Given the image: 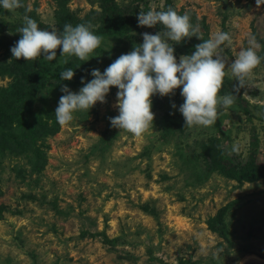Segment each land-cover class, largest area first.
I'll list each match as a JSON object with an SVG mask.
<instances>
[{
	"label": "rangeland",
	"instance_id": "1",
	"mask_svg": "<svg viewBox=\"0 0 264 264\" xmlns=\"http://www.w3.org/2000/svg\"><path fill=\"white\" fill-rule=\"evenodd\" d=\"M111 4L137 25L139 12L172 8L190 16L202 40L228 32L231 40L221 55L232 86L237 81L228 65L254 34L261 63L239 88L250 114L237 109L233 93V105H217L216 124L189 127L178 111L181 94H157L153 125L138 137L111 126L109 118L118 115L117 88L111 86L105 102L60 125L54 111L63 85L78 91L81 77L92 79L93 68L103 72L142 43L143 33L155 34L163 26L138 25L135 40L103 37L88 61L74 57L67 67L69 55L61 56L58 47L29 103L30 85L10 54L20 34L0 26V109L7 112L0 120V264H264V178H227L207 169L203 155L207 139L217 136L234 162L244 163L254 153L264 163V5L258 7L256 0H21L14 10L0 8V21L22 23L27 16L49 31L66 21L97 28L106 23L105 7ZM173 46L177 59L188 54L183 41ZM69 67L74 77L61 80ZM165 113L180 127L167 128ZM234 144L238 152L232 151ZM217 221L220 226L211 228Z\"/></svg>",
	"mask_w": 264,
	"mask_h": 264
},
{
	"label": "clouds",
	"instance_id": "2",
	"mask_svg": "<svg viewBox=\"0 0 264 264\" xmlns=\"http://www.w3.org/2000/svg\"><path fill=\"white\" fill-rule=\"evenodd\" d=\"M259 7L264 0H256ZM21 7V0H0V8L14 10ZM138 25L153 27L163 26L155 34H142L143 42L137 44L127 53L114 59L101 72L97 68L90 71L92 79L85 82L81 77L82 87L72 91L63 85L54 114L60 125L74 119L79 110H90L97 102H105L111 86L117 88L118 115L110 117L111 126L126 130L141 137L153 125L152 97L167 96L177 88L183 97L178 107L185 126H212L218 119L217 105L229 107L234 103V95L218 96L226 75V60L221 55L222 45L230 42L228 32L219 30L208 39H201L197 27L191 22L187 13L180 14L172 8L167 10L139 12ZM91 24H65L62 31H49L38 27L31 17L24 18V24L18 29L20 38L10 48L12 57L35 60L42 57L53 61L59 47L61 56L65 54L88 61L91 53L97 49L102 37L96 34ZM197 37L202 42L194 46L190 54L177 59L174 44L186 38ZM175 42V43H172ZM249 46L241 48L235 59L228 65L237 85L234 89L244 87L260 63L261 56L257 50L261 47L254 34L248 38ZM75 75L72 68L61 71V80H71ZM172 107H176L175 104ZM233 152H238L233 145Z\"/></svg>",
	"mask_w": 264,
	"mask_h": 264
},
{
	"label": "trees",
	"instance_id": "3",
	"mask_svg": "<svg viewBox=\"0 0 264 264\" xmlns=\"http://www.w3.org/2000/svg\"><path fill=\"white\" fill-rule=\"evenodd\" d=\"M105 8L107 10L106 23L100 27L92 29L96 34L100 35L102 38L106 36H114L118 42L130 39L135 40L139 38V36L134 33L139 32L138 25L130 14L119 11L118 9L114 8L112 4L106 5ZM23 24L24 22L11 24L0 21V26L8 27V29L11 31L18 30V28L23 26ZM65 24H71L75 26V24L66 21L59 26L57 31H62ZM38 26H41V23H38ZM15 42L16 41L13 42L12 46L15 44ZM196 44H198V42L193 38H186L183 41V45L186 47L188 54L195 50L194 46ZM96 50H100V48L98 47ZM74 57L75 56H69L64 65L66 67L70 65L73 62ZM17 60L18 59L14 58L12 60V65L19 71L24 82L30 85L31 91L27 101L29 103L32 101V95L37 88V81L42 78L43 74L52 68V62L46 60L44 61L40 57H37L35 60L27 61L22 58L21 64L17 63ZM54 68H60V66L57 65ZM39 85H41V83ZM174 93H180V89L177 88ZM219 93L221 95L233 93L236 94L237 109L243 111L244 113L250 114L249 110L247 109V105H245L246 101L241 97V90L234 89L226 75L223 79V85ZM6 114L7 112H5L4 109H0V120L4 118ZM6 119H8V116ZM164 119L166 121L167 128L180 127L177 119L169 113H165ZM203 155L207 169L218 171L227 178L239 179L241 181H255L260 178H264V163H258L255 159L254 153H251L249 158L244 163L234 162L228 155V152L223 146L220 137L210 136L207 139L205 145L203 146ZM214 226H220L219 221H217L215 225L214 223H211V228H215Z\"/></svg>",
	"mask_w": 264,
	"mask_h": 264
}]
</instances>
